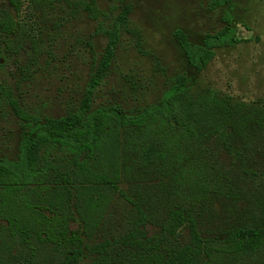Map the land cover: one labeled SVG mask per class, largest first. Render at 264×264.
<instances>
[{"label": "trees", "instance_id": "obj_1", "mask_svg": "<svg viewBox=\"0 0 264 264\" xmlns=\"http://www.w3.org/2000/svg\"><path fill=\"white\" fill-rule=\"evenodd\" d=\"M7 1L18 15L24 0ZM125 1L109 25L110 17L96 0L77 3L98 22L96 33L106 45L76 111L42 119L21 105L11 86L0 82V101L22 129L17 158H0V251L18 242L31 251L49 249L61 264L87 259L90 264H231L248 259L264 264V195L251 201L252 222L227 231L222 241L205 237L200 229L213 201L246 200L216 155L227 154L245 167L252 152L264 149V106L232 104L214 91L195 98L188 75L179 74L160 104L138 114L128 115L119 105L93 109L94 95L109 76L128 28L133 7ZM232 5L233 0H212L213 9ZM226 20L227 25L206 34L201 45L184 31H175L196 73L218 49L238 42L233 20ZM23 31L11 13L0 15L1 34L19 40ZM123 131L128 134L124 149ZM56 151L64 154L59 163ZM123 155L134 159L128 165ZM148 166L163 174L156 194L144 193L137 184L130 197L121 188L123 172L130 175ZM117 197L128 204L123 231L101 237ZM183 230L189 233L187 242L181 241Z\"/></svg>", "mask_w": 264, "mask_h": 264}, {"label": "rangeland", "instance_id": "obj_2", "mask_svg": "<svg viewBox=\"0 0 264 264\" xmlns=\"http://www.w3.org/2000/svg\"><path fill=\"white\" fill-rule=\"evenodd\" d=\"M78 1L24 0L16 15L7 0H0V15L7 11L24 26L19 40L0 33V82L11 86L21 105L42 119L64 117L80 107L93 66L106 45V39L96 33L98 22L77 5ZM96 1L110 17L107 25L123 6L121 0ZM125 3L133 7L128 28L122 33L109 76L94 95L93 109L119 105L128 115L138 114L150 105L160 104L179 74L188 75L195 98L214 91L232 104L264 106V0H233L231 8L214 9L212 0ZM226 17L233 20L238 42L218 49L209 65L196 73L187 64L175 31H184L191 42L201 45L206 34L217 33L227 25ZM10 41L13 45L8 47ZM21 133L20 121L0 101V158H17ZM127 137V133L121 134L123 149ZM53 155L57 163L64 156L58 151ZM126 157L123 155L122 159L129 165L134 156ZM217 158L247 200L213 201L205 209L201 231L205 237L222 241L227 231L252 222L250 213L255 208L251 201L264 195V149L252 152L245 167L227 154L216 155ZM162 178V172L150 166L134 169L130 175L123 172L121 188L133 197V189L139 184L144 193L154 196ZM115 203L116 210L113 209L106 224L108 229L101 237L123 231L120 225L128 204L121 197ZM182 234L181 241L187 242L188 231L183 230ZM0 260L4 264H61L62 259L49 249L31 251L18 242H10V250L0 251ZM90 263L89 259L81 262ZM231 264L257 263L248 259Z\"/></svg>", "mask_w": 264, "mask_h": 264}, {"label": "flooded vegetation", "instance_id": "obj_3", "mask_svg": "<svg viewBox=\"0 0 264 264\" xmlns=\"http://www.w3.org/2000/svg\"><path fill=\"white\" fill-rule=\"evenodd\" d=\"M213 34V33H212Z\"/></svg>", "mask_w": 264, "mask_h": 264}]
</instances>
